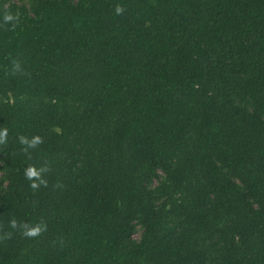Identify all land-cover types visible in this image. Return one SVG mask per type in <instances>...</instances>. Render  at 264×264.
I'll list each match as a JSON object with an SVG mask.
<instances>
[{"label": "trees", "instance_id": "16d2710c", "mask_svg": "<svg viewBox=\"0 0 264 264\" xmlns=\"http://www.w3.org/2000/svg\"><path fill=\"white\" fill-rule=\"evenodd\" d=\"M0 170V264H264V0H0Z\"/></svg>", "mask_w": 264, "mask_h": 264}, {"label": "clouds", "instance_id": "9594fccd", "mask_svg": "<svg viewBox=\"0 0 264 264\" xmlns=\"http://www.w3.org/2000/svg\"><path fill=\"white\" fill-rule=\"evenodd\" d=\"M116 11H117V13H119V12L122 11V9L120 7H117ZM21 140L24 143H29V146H34L39 141V138L38 137L37 138H34L31 142H28V141L24 140V138H21ZM28 175L29 176L35 175V172L32 171V170H29Z\"/></svg>", "mask_w": 264, "mask_h": 264}, {"label": "rangeland", "instance_id": "374dc122", "mask_svg": "<svg viewBox=\"0 0 264 264\" xmlns=\"http://www.w3.org/2000/svg\"><path fill=\"white\" fill-rule=\"evenodd\" d=\"M14 1L20 3V2H23V1H27V0H14ZM0 175H2L1 170H0ZM140 234H141V228L138 227V228H137V231L134 233V237L138 238V237L140 236Z\"/></svg>", "mask_w": 264, "mask_h": 264}]
</instances>
